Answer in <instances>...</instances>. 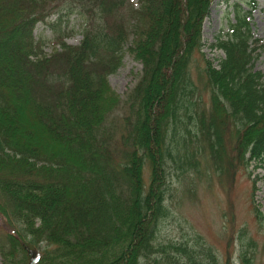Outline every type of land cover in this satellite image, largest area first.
Wrapping results in <instances>:
<instances>
[{"label": "trees", "instance_id": "trees-1", "mask_svg": "<svg viewBox=\"0 0 264 264\" xmlns=\"http://www.w3.org/2000/svg\"><path fill=\"white\" fill-rule=\"evenodd\" d=\"M64 1L0 0V219L10 229L0 254L9 264H218L200 242H158L170 214L167 183L171 171L179 180L204 162L216 177L236 166L264 170V75L254 70L264 43L236 7L214 44L223 58L199 65L213 0H138L112 33L86 32L77 46L60 39L43 54L32 30ZM124 1L79 5L106 18ZM124 51L142 72L127 100L133 123L116 146L104 138L120 101L107 77ZM191 63L210 88L198 123L189 111ZM224 133L234 144L225 172ZM247 253L240 250L241 264Z\"/></svg>", "mask_w": 264, "mask_h": 264}, {"label": "rangeland", "instance_id": "rangeland-1", "mask_svg": "<svg viewBox=\"0 0 264 264\" xmlns=\"http://www.w3.org/2000/svg\"><path fill=\"white\" fill-rule=\"evenodd\" d=\"M236 1L238 0L214 1L210 15L202 24L203 48L196 56L199 65L202 60H207L216 66L219 59L223 57L222 52L215 49L213 45L217 38L225 37L229 21L232 19L231 9L225 6L224 2L230 5ZM254 1L257 2L258 8L252 13L251 32L254 37L264 41V12L262 11L264 0ZM65 2L59 9L65 6ZM68 2L76 3V0H68ZM128 2L132 5L137 4V0H128ZM128 13H118L106 21L115 28L117 25H122L121 22L128 17ZM61 21L64 23L63 30L59 26ZM82 24L83 19L77 12L59 19L53 10L44 22L34 27L32 35L34 41H38L41 46L42 53L51 54L57 50L54 48L57 36L65 37L68 45L79 44ZM118 62L117 68L107 80L120 101L106 118L107 128L103 129L106 130L104 134L106 140L110 137L116 146H121L125 143L122 138L125 135V128H129V123H133L130 103L127 100L141 77L142 65L126 51ZM197 63H191L189 69V76L192 78L190 86L192 95L189 99L192 105L189 111L199 114L198 123L209 113L210 88L206 86L204 79L200 78ZM254 69L264 74V54L254 63ZM222 139L225 153L222 158V167L224 166L225 172L229 156L234 154L232 151L234 144L228 133H224ZM200 147L201 144L188 145L191 150ZM201 156L206 158L204 154ZM205 165V162L204 165L201 164L199 174L189 173L179 180L172 176L171 171L166 198L170 214L161 222L157 235L158 242L167 243L172 240L176 242L185 240L190 244L194 241L200 242L213 249L218 264H240L239 252L243 249L248 251L249 264H264V230L259 226L260 223L253 213V206H256L264 221V170H255L251 167L245 171L236 166L232 172L215 177L216 172L206 170ZM143 178L144 182H147L146 168L143 171ZM8 225L5 220L0 219V240L5 235L4 231L10 230ZM0 264H9L1 254Z\"/></svg>", "mask_w": 264, "mask_h": 264}]
</instances>
